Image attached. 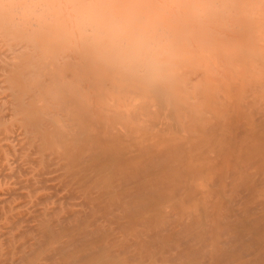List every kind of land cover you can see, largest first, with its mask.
<instances>
[{"label": "bare ground", "instance_id": "1", "mask_svg": "<svg viewBox=\"0 0 264 264\" xmlns=\"http://www.w3.org/2000/svg\"><path fill=\"white\" fill-rule=\"evenodd\" d=\"M0 264H264V0H0Z\"/></svg>", "mask_w": 264, "mask_h": 264}, {"label": "clouds", "instance_id": "2", "mask_svg": "<svg viewBox=\"0 0 264 264\" xmlns=\"http://www.w3.org/2000/svg\"><path fill=\"white\" fill-rule=\"evenodd\" d=\"M49 6H44L40 14L45 15L50 12ZM75 19L80 22L81 30L88 33L90 41L105 50L124 49L131 46L132 41L122 38L120 31V21L117 17L101 19L97 22V14L88 6H77L72 9ZM136 44L147 46V42L142 37H136ZM144 55V70H152L155 66L154 59L146 51Z\"/></svg>", "mask_w": 264, "mask_h": 264}, {"label": "rangeland", "instance_id": "3", "mask_svg": "<svg viewBox=\"0 0 264 264\" xmlns=\"http://www.w3.org/2000/svg\"><path fill=\"white\" fill-rule=\"evenodd\" d=\"M169 24V23H168ZM172 24V23H171ZM170 25V24H169ZM173 25V24H172ZM177 25V24H176Z\"/></svg>", "mask_w": 264, "mask_h": 264}]
</instances>
